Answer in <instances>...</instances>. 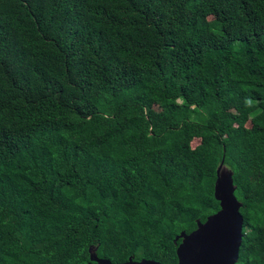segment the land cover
I'll return each instance as SVG.
<instances>
[{"label": "trees", "instance_id": "1", "mask_svg": "<svg viewBox=\"0 0 264 264\" xmlns=\"http://www.w3.org/2000/svg\"><path fill=\"white\" fill-rule=\"evenodd\" d=\"M223 160L264 264V0H0V264H178Z\"/></svg>", "mask_w": 264, "mask_h": 264}, {"label": "water", "instance_id": "2", "mask_svg": "<svg viewBox=\"0 0 264 264\" xmlns=\"http://www.w3.org/2000/svg\"><path fill=\"white\" fill-rule=\"evenodd\" d=\"M232 169L224 165L217 169L215 197L220 209L208 216L206 221L197 220V228L190 233L180 232L175 242L178 264H236L244 237V217L241 213L243 203L235 195L236 185ZM91 261L86 264H114L109 259L100 258L96 248H91ZM118 264H163L154 259L135 260Z\"/></svg>", "mask_w": 264, "mask_h": 264}, {"label": "rangeland", "instance_id": "3", "mask_svg": "<svg viewBox=\"0 0 264 264\" xmlns=\"http://www.w3.org/2000/svg\"><path fill=\"white\" fill-rule=\"evenodd\" d=\"M228 111H229V112H232V111L234 112V110H233V109H230V108H228Z\"/></svg>", "mask_w": 264, "mask_h": 264}, {"label": "flooded vegetation", "instance_id": "4", "mask_svg": "<svg viewBox=\"0 0 264 264\" xmlns=\"http://www.w3.org/2000/svg\"><path fill=\"white\" fill-rule=\"evenodd\" d=\"M236 264H238V263H236Z\"/></svg>", "mask_w": 264, "mask_h": 264}]
</instances>
